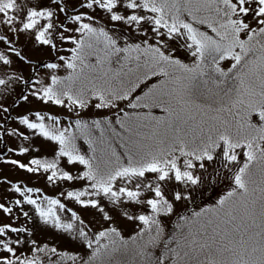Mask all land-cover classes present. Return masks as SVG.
Returning a JSON list of instances; mask_svg holds the SVG:
<instances>
[{
	"label": "snow or ice",
	"instance_id": "obj_1",
	"mask_svg": "<svg viewBox=\"0 0 264 264\" xmlns=\"http://www.w3.org/2000/svg\"><path fill=\"white\" fill-rule=\"evenodd\" d=\"M0 160L79 183L53 197L2 181L19 196L0 201V264H264V0H0Z\"/></svg>",
	"mask_w": 264,
	"mask_h": 264
},
{
	"label": "rangeland",
	"instance_id": "obj_2",
	"mask_svg": "<svg viewBox=\"0 0 264 264\" xmlns=\"http://www.w3.org/2000/svg\"><path fill=\"white\" fill-rule=\"evenodd\" d=\"M30 54L33 55L34 57L37 55L35 53H30ZM181 59L184 60L185 63H191V57H186L185 55L182 54ZM223 65L224 66L230 65V63L224 62ZM24 74H25V76L28 75L26 68H25ZM58 74L61 76L66 75V73L63 70H61L60 73H58ZM31 106L33 108L43 107L41 104H39L36 101H33ZM23 111H24V107H20V108L16 109V111L13 112V116H15L17 112H23ZM85 111H87V110H85ZM92 111L93 112H100L102 114L108 115L111 112H113L114 110L108 111V110H95V109H93ZM53 112L56 114H59L61 116V120L64 121V116L66 115L64 110H62L60 108H54ZM64 122L67 123V121H64ZM11 125H12V121H9L8 126L11 127ZM76 143H77V147L80 148V150L82 152L88 151V145L84 142V140L82 138L78 139ZM8 146L9 147L13 146L11 141H9ZM33 155H36V154L33 153ZM31 158H32V156L25 155L24 157H21L19 155H15L13 153H6L5 157H4V159H18V160H21L22 162H27ZM38 158L51 160L54 157L52 154H50L48 152H42L38 156ZM63 166H64V161L62 160L60 163V167L63 168ZM82 167L83 166H78V168H80L81 170H82ZM69 168H71V166H69ZM64 170H68V169H64ZM72 171H73V174L75 175L76 169H72ZM5 178L11 182H21L22 184H26L27 186L40 188L42 191L40 193H34L33 194L34 196H36V195H40V196L48 195V196H53V197H59V193L61 190L64 191L65 193L69 190H73L72 188L69 187L70 185L76 184L77 186H79L78 182L72 181V182H61V187L56 188L55 186L49 184L45 179H40L36 175H33L31 173H27L25 170H20V169L14 168L12 165L5 164V163H3V160H0V201L5 202L8 205H12V201L15 198H17L19 196V194L11 193L8 184L2 182ZM6 189H8V190L6 191ZM68 206L73 207L74 210H77L79 208V206L75 205L74 202L69 203ZM14 212H15V208H14ZM0 215H2V213H0ZM82 215H86V220H92L93 219V215L91 212H88L86 214L82 213ZM168 221H170V220H166V222H168ZM16 223H23V218L16 221ZM120 223H121L123 234L125 237L130 236L134 233V230H135L134 226L131 225L129 222L120 221ZM100 226H101L100 224H95L93 226V229L95 230V228H99ZM33 238H35L38 242H41V243H48L50 245H55L59 249H67L70 252H78L80 255H85V250H82L77 245L70 243L68 240L61 237L58 233H54V232H50V231H37ZM21 251H23V247L21 248ZM127 263H128V257L120 256V255H117L116 257H114L113 262H112V264H127Z\"/></svg>",
	"mask_w": 264,
	"mask_h": 264
},
{
	"label": "trees",
	"instance_id": "obj_3",
	"mask_svg": "<svg viewBox=\"0 0 264 264\" xmlns=\"http://www.w3.org/2000/svg\"><path fill=\"white\" fill-rule=\"evenodd\" d=\"M204 30H207L206 26H205ZM222 66L227 68L230 65L224 66L222 64ZM113 67H115V66L113 65ZM158 79H162V77H159V78L158 77H153L152 80H151V83H155ZM142 90H146V89H144L143 85L141 86V89H137V91H136V93L134 95H139ZM125 106H126V102H123V103L120 104V107H125ZM126 110L127 111H132L131 109H127V108H126ZM151 112H152V114L154 116H164V115H166L164 113V111L162 109H160V108H154V109L151 110ZM108 116H112V112L110 114H108ZM92 118H94V117L93 116H85L84 117V119H86V120L92 119ZM117 151L118 152H122V149L117 147ZM229 187H230V185H229V182L227 180L223 181L220 184L215 185L212 189H209V190L205 191L203 196L199 197L197 199L196 204L195 205H191L190 210L199 211V209L202 208V207L210 206V205L214 204L216 202V200L220 196H222V195H224L226 193V191L229 189ZM180 214L181 215L184 214V209L183 208L181 209ZM176 220H177V218L173 217L170 221H168V222L165 221V223H166V225H167V227L169 229H173L176 226Z\"/></svg>",
	"mask_w": 264,
	"mask_h": 264
}]
</instances>
